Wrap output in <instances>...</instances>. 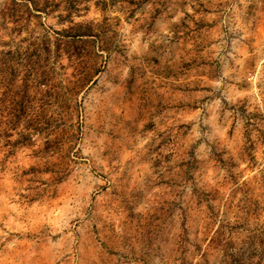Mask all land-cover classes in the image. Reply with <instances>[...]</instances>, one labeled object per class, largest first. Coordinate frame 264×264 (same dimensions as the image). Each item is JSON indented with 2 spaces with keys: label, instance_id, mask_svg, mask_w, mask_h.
I'll return each mask as SVG.
<instances>
[{
  "label": "rangeland",
  "instance_id": "1",
  "mask_svg": "<svg viewBox=\"0 0 264 264\" xmlns=\"http://www.w3.org/2000/svg\"><path fill=\"white\" fill-rule=\"evenodd\" d=\"M0 114V264H264V0H0Z\"/></svg>",
  "mask_w": 264,
  "mask_h": 264
},
{
  "label": "trees",
  "instance_id": "2",
  "mask_svg": "<svg viewBox=\"0 0 264 264\" xmlns=\"http://www.w3.org/2000/svg\"><path fill=\"white\" fill-rule=\"evenodd\" d=\"M141 1H150V0H141ZM132 3V2H130ZM4 116L2 114H0V142L4 143V146H15L18 141H11V137H12V130L17 129L19 123L14 120V118H7V119H3ZM19 136H22L21 133H18Z\"/></svg>",
  "mask_w": 264,
  "mask_h": 264
}]
</instances>
